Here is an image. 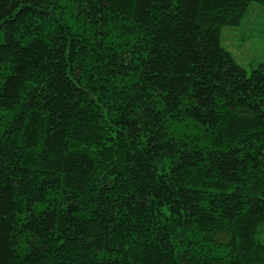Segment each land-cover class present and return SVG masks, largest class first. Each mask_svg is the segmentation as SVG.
I'll return each mask as SVG.
<instances>
[{
    "label": "trees",
    "instance_id": "1",
    "mask_svg": "<svg viewBox=\"0 0 264 264\" xmlns=\"http://www.w3.org/2000/svg\"><path fill=\"white\" fill-rule=\"evenodd\" d=\"M264 0H0V264H264Z\"/></svg>",
    "mask_w": 264,
    "mask_h": 264
},
{
    "label": "rangeland",
    "instance_id": "2",
    "mask_svg": "<svg viewBox=\"0 0 264 264\" xmlns=\"http://www.w3.org/2000/svg\"><path fill=\"white\" fill-rule=\"evenodd\" d=\"M222 45L245 67L248 75L259 63H264V6L253 4L239 27L224 28Z\"/></svg>",
    "mask_w": 264,
    "mask_h": 264
},
{
    "label": "crops",
    "instance_id": "3",
    "mask_svg": "<svg viewBox=\"0 0 264 264\" xmlns=\"http://www.w3.org/2000/svg\"><path fill=\"white\" fill-rule=\"evenodd\" d=\"M243 39L245 40L246 39V37H243ZM229 51V50H228ZM233 55V54H232ZM234 56V55H233ZM235 58V57H234ZM236 59V58H235Z\"/></svg>",
    "mask_w": 264,
    "mask_h": 264
}]
</instances>
